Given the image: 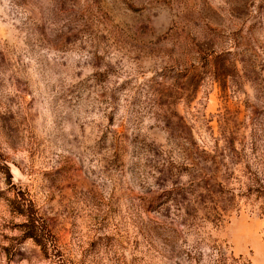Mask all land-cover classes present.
Instances as JSON below:
<instances>
[{
  "label": "rangeland",
  "instance_id": "rangeland-1",
  "mask_svg": "<svg viewBox=\"0 0 264 264\" xmlns=\"http://www.w3.org/2000/svg\"><path fill=\"white\" fill-rule=\"evenodd\" d=\"M0 264H264V0H0Z\"/></svg>",
  "mask_w": 264,
  "mask_h": 264
}]
</instances>
